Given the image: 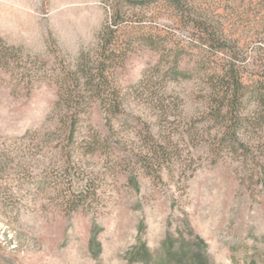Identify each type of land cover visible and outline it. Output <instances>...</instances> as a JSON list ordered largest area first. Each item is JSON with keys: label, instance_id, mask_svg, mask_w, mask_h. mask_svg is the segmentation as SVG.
Here are the masks:
<instances>
[{"label": "rangeland", "instance_id": "rangeland-1", "mask_svg": "<svg viewBox=\"0 0 264 264\" xmlns=\"http://www.w3.org/2000/svg\"><path fill=\"white\" fill-rule=\"evenodd\" d=\"M116 2L0 0V37L50 72L95 50ZM194 2L241 43L264 34V0ZM123 6L133 22L120 34L131 48L119 78L129 115L110 129L95 103L82 117L80 140L99 134L104 148L73 158L74 188L97 186L88 208L61 204L67 164L55 88L16 89L0 71V264H264V189L226 151L213 161L205 82L167 72L168 55L188 49L193 31L166 1ZM256 44L264 52V37ZM161 142L167 159L148 171L136 154Z\"/></svg>", "mask_w": 264, "mask_h": 264}, {"label": "trees", "instance_id": "trees-1", "mask_svg": "<svg viewBox=\"0 0 264 264\" xmlns=\"http://www.w3.org/2000/svg\"><path fill=\"white\" fill-rule=\"evenodd\" d=\"M124 1L146 7L158 0H117L110 19L99 33L95 50L81 51L72 64L61 60L50 72H46L45 62L25 59L19 48L8 46L0 37V71L12 76L16 89L24 86L31 90L38 82H46L56 90L54 108L60 113L57 127L64 135L67 164L64 168L67 176L60 183L63 188L60 190H64L61 204L68 212L88 208L97 197V186L89 180L74 188L75 174L70 172L79 148L87 154L104 149L99 134L80 140L82 117L95 103L101 107L110 129L121 117L129 115V94L119 83L131 49L124 46L120 34L126 28H133ZM162 1L179 10L181 20L193 31L188 49L182 47L168 55L167 72L174 79L197 77L205 82L203 120L212 124L211 129L216 132L213 161H219L226 151L241 162L249 180L264 189V52L256 44L264 34L254 33L251 40L241 43L226 28L220 14L196 5L194 0ZM142 38L153 42L150 36ZM153 44L158 48L161 45ZM248 51L253 52L250 61H247ZM165 145L161 142L147 150L143 148L136 157L145 163L148 171L154 172L155 165L167 159Z\"/></svg>", "mask_w": 264, "mask_h": 264}]
</instances>
